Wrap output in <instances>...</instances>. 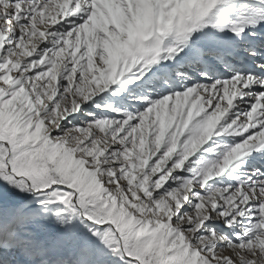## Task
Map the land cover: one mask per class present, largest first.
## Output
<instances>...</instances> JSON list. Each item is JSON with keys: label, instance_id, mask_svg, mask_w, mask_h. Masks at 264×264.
Segmentation results:
<instances>
[{"label": "snow or ice", "instance_id": "6c2138e0", "mask_svg": "<svg viewBox=\"0 0 264 264\" xmlns=\"http://www.w3.org/2000/svg\"><path fill=\"white\" fill-rule=\"evenodd\" d=\"M0 264H264V0H0Z\"/></svg>", "mask_w": 264, "mask_h": 264}]
</instances>
